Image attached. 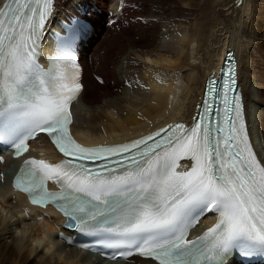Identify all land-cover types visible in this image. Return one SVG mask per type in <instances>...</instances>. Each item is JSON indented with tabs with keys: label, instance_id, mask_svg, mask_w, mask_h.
<instances>
[{
	"label": "snow or ice",
	"instance_id": "obj_1",
	"mask_svg": "<svg viewBox=\"0 0 264 264\" xmlns=\"http://www.w3.org/2000/svg\"><path fill=\"white\" fill-rule=\"evenodd\" d=\"M54 16V0L0 3V153L10 149L23 158L12 188L35 208L53 206L65 230L113 250L108 259L117 264L133 256L146 264H229L233 254L264 258V158L249 139L234 56L226 58L219 79L208 78L189 124L85 147L72 131L83 90L73 53L87 25L72 18L46 55ZM41 141L63 159L33 156V144ZM209 213L215 223L189 239Z\"/></svg>",
	"mask_w": 264,
	"mask_h": 264
},
{
	"label": "bare ground",
	"instance_id": "obj_2",
	"mask_svg": "<svg viewBox=\"0 0 264 264\" xmlns=\"http://www.w3.org/2000/svg\"><path fill=\"white\" fill-rule=\"evenodd\" d=\"M54 4V20L80 5L88 7L96 25L97 38L88 41L81 58L83 90L75 104L72 130L79 142L121 143L167 122L190 120L206 78L218 71L231 48L251 136L264 154V0H54ZM94 76L102 78L103 84L96 83ZM33 147L43 149L35 156L59 159L45 141ZM17 165L9 159L0 164L4 176L0 245L9 250L8 264L32 260L35 264H117L57 240L58 223L64 221L59 214L30 206L24 195L12 190L9 170ZM25 210L30 216L23 214ZM130 261L146 264L136 258L120 264Z\"/></svg>",
	"mask_w": 264,
	"mask_h": 264
},
{
	"label": "rangeland",
	"instance_id": "obj_3",
	"mask_svg": "<svg viewBox=\"0 0 264 264\" xmlns=\"http://www.w3.org/2000/svg\"><path fill=\"white\" fill-rule=\"evenodd\" d=\"M100 15H101L100 24H102V22H103L102 19L104 18L103 10H102V13ZM8 252H9V250L7 247L0 245V264H8ZM36 260H38V259L35 258V261ZM29 264H35V262L32 260Z\"/></svg>",
	"mask_w": 264,
	"mask_h": 264
}]
</instances>
